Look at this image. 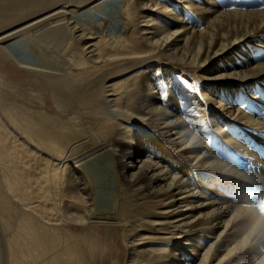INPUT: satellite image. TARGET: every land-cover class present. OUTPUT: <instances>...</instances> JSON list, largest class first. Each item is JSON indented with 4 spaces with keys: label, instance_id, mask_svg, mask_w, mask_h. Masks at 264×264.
Wrapping results in <instances>:
<instances>
[{
    "label": "bare ground",
    "instance_id": "obj_1",
    "mask_svg": "<svg viewBox=\"0 0 264 264\" xmlns=\"http://www.w3.org/2000/svg\"><path fill=\"white\" fill-rule=\"evenodd\" d=\"M39 1L0 0V57L43 71L26 42L71 50L83 117L61 125L0 77V264H264V7Z\"/></svg>",
    "mask_w": 264,
    "mask_h": 264
},
{
    "label": "rangeland",
    "instance_id": "obj_2",
    "mask_svg": "<svg viewBox=\"0 0 264 264\" xmlns=\"http://www.w3.org/2000/svg\"><path fill=\"white\" fill-rule=\"evenodd\" d=\"M28 2H32V4H40L39 0H28ZM249 2L250 1H247V4ZM235 4L238 6H242L243 3L241 0H237ZM256 7H259L258 10L264 7L263 0H254L246 6V8ZM135 37H139L138 31ZM33 39L34 42L31 46L28 44L29 42L25 43L26 50H31L32 57L35 63L43 66L41 67L43 71L22 68V64H18L19 66H17L0 57V77L5 85V88H15L23 95V98L30 99L29 101L34 102V104L32 102L33 110H38V107L46 115L56 119L61 125H69L70 123L74 124L76 122H82L83 106L81 105L80 101L82 99L81 95L83 94L85 89L82 88L81 84L87 83V80L84 83L77 81L74 83L75 86L71 88V84L67 83L66 81V78L70 76L67 75L66 71L62 70L63 67L61 65L62 59L64 60L71 50L64 54L65 57L62 55L63 57L61 58L58 56L59 54L56 53L57 51H52L51 48H53L54 50V47L52 45H49L48 47L47 44H44V41H41L39 39L37 40V38ZM72 50L75 52V54L81 53V47L79 43L73 41ZM95 75L96 74L88 76V81L95 80ZM110 83H112L111 80L108 81V84ZM205 83L206 82L196 81V86L200 87ZM85 95L83 96V98L85 97ZM245 109L247 111H250L251 108L250 106H247ZM73 118H75V120H71ZM259 155L263 157V150H260ZM239 165L241 166V161H239ZM28 168L26 167L25 170ZM9 202L10 206H5L3 218L5 220L7 229H9L8 234H11L15 227L16 218L20 217V213L19 210L16 209L15 203H13L12 200ZM9 202L7 201V203ZM256 205L258 212H260L258 214H262L264 216V196H261L257 199ZM14 217L16 218L14 219ZM238 230L241 229L238 228ZM246 230L250 231L251 226H247ZM0 233V236L2 237H0V244H2L4 234H2V232ZM110 243H112V239H109L108 244ZM111 250L113 254L118 255L119 249L116 248V245L114 243L111 246ZM97 257H101L100 253L97 255ZM27 262H30L29 258H27L26 263ZM115 262V259L112 260L111 258H109L106 261V264H115ZM87 263L93 264L91 259H88ZM2 264L8 263L3 259Z\"/></svg>",
    "mask_w": 264,
    "mask_h": 264
}]
</instances>
